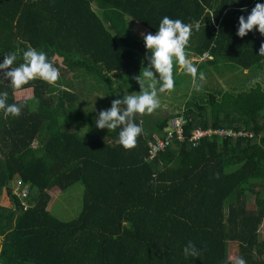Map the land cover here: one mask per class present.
<instances>
[{"label": "trees", "instance_id": "16d2710c", "mask_svg": "<svg viewBox=\"0 0 264 264\" xmlns=\"http://www.w3.org/2000/svg\"><path fill=\"white\" fill-rule=\"evenodd\" d=\"M258 2L264 0H0V62L31 45L61 75L55 86L34 80L18 91L0 81L9 104L24 102L19 117L0 112V264H233L230 243L246 264H264V86L247 84L263 69L264 36L256 29L237 36L238 18ZM107 11L152 34L165 16L198 21L187 54H209L208 64L248 74L152 127L136 118L143 135L126 151L117 143L119 129H98L96 115L82 109L86 100L63 80L75 71L98 78L143 71L139 48L111 32ZM101 78L106 89L110 81ZM179 114L188 121L186 139L149 161V142ZM196 128L253 137L206 138L191 148L187 138ZM74 184L84 187L82 211L64 222L48 210L49 192ZM189 241L199 258L184 256Z\"/></svg>", "mask_w": 264, "mask_h": 264}, {"label": "clouds", "instance_id": "9594fccd", "mask_svg": "<svg viewBox=\"0 0 264 264\" xmlns=\"http://www.w3.org/2000/svg\"><path fill=\"white\" fill-rule=\"evenodd\" d=\"M193 28L198 31L200 23L198 21L194 24L184 23L181 19L165 16L155 34H141L150 56L146 57L149 66L144 67L142 72L140 70L139 75L135 77L140 90L114 99L111 107L101 110L95 121L98 129L108 131L119 129L117 143L126 151L134 149L138 138L143 135V128L135 122L137 116L153 114L162 106L160 96L174 90L175 66H178L180 72L191 77L192 90H201L200 82L205 81V74L198 72L197 66L191 62L186 52ZM253 29L264 36V3H256L246 18L243 15L238 18V37H245ZM259 55L264 56V43L260 45ZM18 59L22 62L17 65ZM0 72H3L0 81H10L8 85L14 91L21 90L34 80L55 86L60 78L59 69L49 61L47 54L38 52L31 45H28L26 50L17 47L14 51L6 53L3 62L0 63ZM8 98L7 91L0 92V112H3L5 119L9 116L19 117L24 102L9 104ZM183 254L186 258H199L200 251L189 241L183 248ZM235 264H246V261L240 257L235 260Z\"/></svg>", "mask_w": 264, "mask_h": 264}, {"label": "rangeland", "instance_id": "374dc122", "mask_svg": "<svg viewBox=\"0 0 264 264\" xmlns=\"http://www.w3.org/2000/svg\"><path fill=\"white\" fill-rule=\"evenodd\" d=\"M196 61L199 60L196 59ZM194 64L197 66L201 65V67L198 69V72H203L206 77L205 81L200 82L202 85L201 90L200 91L192 90L191 80L187 81V78L186 79L183 78V80H181L182 79L181 76L185 74L181 73L180 74L181 76L177 74L176 73L177 66H175L173 69V75L175 79L174 90L168 93L167 95L162 94L160 96L162 104L166 105L168 109L169 107L170 108L177 107L178 109L182 110V108L186 103H188V105H191L194 101L197 102L204 99V96L206 95L205 93H210V92L214 93L218 91H223L222 83H221L222 79L226 81H230V79L235 76V80L241 82L246 78V76L244 75L245 72L244 74H241L240 71L232 70L233 68L231 66H228L230 68H227L226 67L227 65L225 64H221L219 66H213L206 63L205 64L194 63ZM145 67H147V64ZM257 74L264 75V66L262 70L254 72V74H252L253 78L255 76H259ZM252 75L248 81L251 80ZM136 76L131 78L126 77L124 80H122L121 82L124 85L123 88H113L109 86L106 89H103L101 82L97 81L95 93H93L94 92L93 91L91 94L86 95L87 97H83V99L86 101L83 104L84 106H82L81 103L79 102V107L82 106V109H84L89 113L96 114L98 117L99 112L101 110H107L111 107V103L114 99L122 98L124 94L127 93L131 94L133 92H138L140 90V86L135 79ZM262 81L264 85V78L262 79ZM247 84L251 85L253 84V82H251V84L250 83ZM157 87H159V85H157ZM229 88H231V85H229ZM95 94L96 96L93 97V95ZM168 109H164V107L161 106V108L157 109L153 114L144 115V121L146 120L145 121L146 123L154 124V122H157L159 119L165 116H168L170 114H176L172 110L167 112ZM86 130H87L86 128L74 127V126H71V129H69L70 132L78 133L81 136L87 132ZM49 194L51 196V201L49 203L48 210L52 215L57 217L59 220L64 222H70L75 220L81 213L83 207V197H84V187L81 184H74L66 192H63L58 188H54L49 192ZM247 202L249 208H252L254 205V198L252 195L250 194L247 195ZM260 236L264 237V222L260 228ZM1 243H2V239H0V246ZM229 257L232 260L233 264H235V260L237 258H240L238 247L234 243H230Z\"/></svg>", "mask_w": 264, "mask_h": 264}, {"label": "crops", "instance_id": "0c3cea01", "mask_svg": "<svg viewBox=\"0 0 264 264\" xmlns=\"http://www.w3.org/2000/svg\"><path fill=\"white\" fill-rule=\"evenodd\" d=\"M94 9L98 13V15H100L101 17L104 15L102 11H97V8H94ZM105 13H107V16H108V20L106 22H107V25L110 27L111 32H113L115 34L118 33L119 34V40H121V42L123 44H127L129 46L136 45L137 48H139V51L141 52L142 56L144 57V59H145V61L147 63V67H148L149 66V61H148V59L146 57L150 56V53L146 50V48L144 46V41H143V37H142L141 34L142 33L143 34H148V33H151V32L149 30L145 29L144 27H142L141 25H138V24H136L135 22H133L131 20H126L127 25L124 24L121 20H119V16L114 15L112 12H108L107 11ZM115 21H118V24L116 26L114 24ZM187 55H188V58L193 63H197V64L198 63H201V64H205L206 63V64H208L207 63L208 61H196V57L192 56L191 54H187ZM200 67H201V65L197 66L198 69ZM244 72H245V74L248 73V71H244ZM176 73L179 74V75L182 73V72H180L178 66L176 67ZM257 75H259V76H255L254 78H253V75H252V78H251L250 81H248V83L251 84V82H253V84H255L256 82H260V83L263 84L262 79L264 78V75H260V74H257ZM60 77H61V75H60ZM181 77H182L181 80H183V78L184 79L187 78V81L191 80V77L188 76V75L186 77V74L181 76ZM100 78H98L97 75H95V76H91V75L87 76L83 72L75 71V72H73V73H71L69 75H65L63 80L71 82L73 91L78 96H80V99H81V101L83 103V101H84L83 97H87L86 95L91 94L93 91H94L93 93H95V91H96L95 90L96 82ZM101 79H104L105 81H110V85L109 86H111L113 88H123L124 87V85L122 84L121 81L124 80L125 78L124 77H119L115 73L106 74V76L101 78ZM231 82L235 83V76L232 77L230 79V81H226V80L222 79L221 80L222 90L223 89L224 90H228L229 89V84H231ZM104 84H102V86ZM167 94L168 93H166L165 95H167ZM95 96H96V94L93 95V97H95ZM169 106H171V105H169ZM162 107H164V109H168V107L166 105H164V104H162ZM171 110L173 112L177 113L180 109H178L177 107H175V108L174 107H172V108L169 107L167 112H169ZM180 111H182V110H180ZM96 117H97V115H96ZM139 117H141V120H142L141 122H142L143 128H146L147 126L148 127H152L153 124H150V123L145 124L144 115L143 116H138V118Z\"/></svg>", "mask_w": 264, "mask_h": 264}, {"label": "built area", "instance_id": "2783aa9c", "mask_svg": "<svg viewBox=\"0 0 264 264\" xmlns=\"http://www.w3.org/2000/svg\"><path fill=\"white\" fill-rule=\"evenodd\" d=\"M212 57L209 54H205L202 57H197L199 61H204L206 59H211ZM188 121L186 117L182 114L171 117L167 127L164 130V133L159 136H155L153 141L149 142V161H154L160 153L167 150L172 146L173 142H183L185 137V127ZM234 138L238 139L240 137H249L252 138L253 134L251 132L242 130L237 131L234 129H220L214 130L212 128L200 129L196 128L191 130L189 137L187 138L188 144L192 148L199 146L200 142L206 138Z\"/></svg>", "mask_w": 264, "mask_h": 264}]
</instances>
